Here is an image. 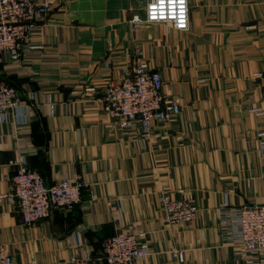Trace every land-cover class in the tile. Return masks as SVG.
<instances>
[{
  "label": "crops",
  "instance_id": "obj_1",
  "mask_svg": "<svg viewBox=\"0 0 264 264\" xmlns=\"http://www.w3.org/2000/svg\"><path fill=\"white\" fill-rule=\"evenodd\" d=\"M51 1L30 36L42 52L20 65L0 56V80L30 104L27 125H0V194L11 190L7 164L21 154L47 186L80 177L81 202L28 226L0 202V244L15 264H66L84 248L102 264V242L127 227L145 232L150 249L133 264H242L219 221L224 203L264 205L256 139L264 116L248 113L263 108L255 74L264 76V0H189L184 32L133 30L143 0ZM138 56L181 103L178 119L154 122L148 140L103 113L102 87L84 90L120 79ZM161 193L195 205V218L166 226Z\"/></svg>",
  "mask_w": 264,
  "mask_h": 264
},
{
  "label": "built area",
  "instance_id": "obj_2",
  "mask_svg": "<svg viewBox=\"0 0 264 264\" xmlns=\"http://www.w3.org/2000/svg\"><path fill=\"white\" fill-rule=\"evenodd\" d=\"M141 14L129 20L133 30L154 24L168 25L184 32L189 30V0H143ZM51 0H0V56L8 63L20 65L25 55L42 52L43 46L30 42L31 32L52 10ZM261 77L263 108L248 111L264 116V76ZM102 87V111L113 118L121 130H136L142 140L152 134L154 122L172 123L181 113L177 98L163 93L161 73L151 64L137 57L134 64L117 80L102 81L84 90L92 95ZM33 99V95H31ZM53 114V108L50 109ZM30 104L23 101L14 88L0 80V125L12 122L20 127L28 124ZM258 147L264 158V126L257 133ZM13 168L11 190L0 194V202L15 206L24 225L47 220L57 210L69 211L81 202L84 183L80 177L74 181L64 178L47 186L42 176L27 167L24 155L10 160ZM95 200L96 196L91 195ZM159 208L166 226H176L193 220L195 205L185 200H175L169 193H161ZM219 227L227 245L235 250V259L242 264H264V205L229 206L220 210ZM114 236L101 244L105 264H133L150 256L147 234L121 227ZM180 263L183 254L175 253ZM0 264H15L6 248L0 244ZM66 264H93L90 252L82 249L78 256H71Z\"/></svg>",
  "mask_w": 264,
  "mask_h": 264
},
{
  "label": "trees",
  "instance_id": "obj_3",
  "mask_svg": "<svg viewBox=\"0 0 264 264\" xmlns=\"http://www.w3.org/2000/svg\"><path fill=\"white\" fill-rule=\"evenodd\" d=\"M10 86V85H9ZM17 92V91H16ZM18 93V92H17ZM93 257V256H92ZM101 260H102V264H105V262L102 259V253H101Z\"/></svg>",
  "mask_w": 264,
  "mask_h": 264
}]
</instances>
